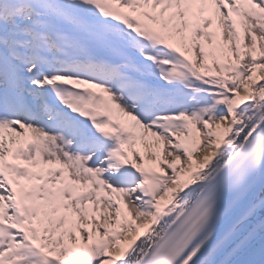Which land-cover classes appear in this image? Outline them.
I'll use <instances>...</instances> for the list:
<instances>
[{
  "label": "snow or ice",
  "instance_id": "obj_1",
  "mask_svg": "<svg viewBox=\"0 0 264 264\" xmlns=\"http://www.w3.org/2000/svg\"><path fill=\"white\" fill-rule=\"evenodd\" d=\"M0 264H264V0H0Z\"/></svg>",
  "mask_w": 264,
  "mask_h": 264
}]
</instances>
